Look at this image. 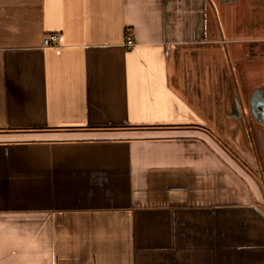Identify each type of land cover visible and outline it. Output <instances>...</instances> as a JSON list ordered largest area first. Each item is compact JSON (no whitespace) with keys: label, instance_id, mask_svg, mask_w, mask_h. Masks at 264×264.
<instances>
[{"label":"crops","instance_id":"0c3cea01","mask_svg":"<svg viewBox=\"0 0 264 264\" xmlns=\"http://www.w3.org/2000/svg\"><path fill=\"white\" fill-rule=\"evenodd\" d=\"M263 4L0 0V264H264Z\"/></svg>","mask_w":264,"mask_h":264},{"label":"rangeland","instance_id":"374dc122","mask_svg":"<svg viewBox=\"0 0 264 264\" xmlns=\"http://www.w3.org/2000/svg\"><path fill=\"white\" fill-rule=\"evenodd\" d=\"M264 3V0H263ZM263 8H264V4H263ZM263 15H264V10H263ZM249 137H244V138H240L239 141L240 143L246 145V148L248 147L249 149H252V153L251 155H257L258 156V161L256 163H252L250 164L248 162L247 159H244L245 164H247L250 167V171H252L255 175V178L258 179L261 187H264V152L263 149L260 148L261 144L263 143V139H264V135L262 130H251L250 133L248 132ZM227 144H230V141L228 139H226ZM253 147V148H252ZM254 148L257 150L256 153L254 151ZM257 166V167H256Z\"/></svg>","mask_w":264,"mask_h":264},{"label":"built area","instance_id":"2783aa9c","mask_svg":"<svg viewBox=\"0 0 264 264\" xmlns=\"http://www.w3.org/2000/svg\"><path fill=\"white\" fill-rule=\"evenodd\" d=\"M57 40H58V36L56 33H48L47 36L43 39L45 46L48 45L54 46L58 43ZM133 45H134V41L127 38L125 46L127 48H131Z\"/></svg>","mask_w":264,"mask_h":264}]
</instances>
